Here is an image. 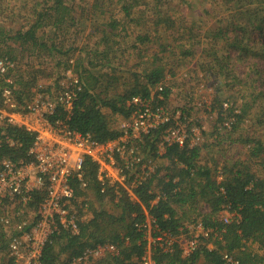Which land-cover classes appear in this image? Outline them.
Segmentation results:
<instances>
[{"label": "trees", "instance_id": "trees-1", "mask_svg": "<svg viewBox=\"0 0 264 264\" xmlns=\"http://www.w3.org/2000/svg\"><path fill=\"white\" fill-rule=\"evenodd\" d=\"M109 1L110 5L103 3L98 6L95 2L89 9L82 7L78 12L74 9L73 3L68 4V0H42L32 7L33 22L28 28L8 32L0 27V59L15 64L14 69L9 70L10 73L13 71L11 73L13 75L19 69L15 58L11 56L12 47L7 45L5 50L1 49L3 42L11 40L21 48V51L33 53L37 57L42 53L47 57H54L57 85L62 77L60 76L62 73L57 71L61 64L57 57H65L63 69L75 71L78 81L76 86L79 89L74 87L76 96L70 110L58 104L54 113L47 119L51 124L56 120L66 122L70 129L89 134L98 142L114 140L121 135L119 130L112 127L111 120L114 118L111 117L113 115L129 117L134 110L133 105L129 104L132 97L140 96L150 101L153 107L168 105L171 87L165 81L167 73L173 77L175 74L172 64H179L180 59L192 56L194 44L200 43L193 35L199 22L185 19L183 9L175 6L176 4L173 6V0L165 2L172 14L176 11L174 15L168 10H160L161 0ZM217 2L215 9L206 11L208 15H214L216 18L213 22L214 27L207 30L202 39L220 41V45L211 43L212 46L207 52L205 49L202 50L205 52L202 57L206 59L205 66L203 64L202 66H208L207 57L210 56L218 65L219 71H222L223 60H231L245 54L247 63L252 67L246 76L251 84L256 85L252 88L251 101L243 105L245 108H241L240 115L236 117L243 119L253 105L258 104L262 111L254 113V120L262 124L264 0H217ZM111 4H114L113 7L119 6L122 18L113 17ZM39 5H42L41 9H37ZM152 6L153 10H148ZM87 25L91 31L85 38V44L75 46L74 41L82 35ZM149 25L151 30H147ZM45 28H49V33H44ZM71 31L74 41L67 38ZM57 37L60 39L56 40ZM154 45H157L159 50L154 53L153 60L148 62L145 54L147 55ZM258 45L260 49L256 50ZM221 46L225 51L223 50L224 55L219 56L218 48ZM169 50L171 53L172 50H176L177 58L169 60L171 66L166 69L164 60L159 55ZM128 51L135 52L136 56L134 69L130 73L133 80L128 87L121 90L122 84H125L121 83L124 80L121 75L125 71L120 66L127 63ZM114 62L117 67L114 66ZM140 66L143 67L137 70ZM36 71L43 76L42 69ZM28 77L26 74L13 83L21 87L17 92V99L18 104L23 106L35 98L33 93L29 92L32 87H36L35 78L26 80ZM226 78L236 79L234 75H228ZM5 84L4 80H0V87ZM159 86L162 87V91L157 90ZM69 87L72 88L71 85ZM59 88L62 89V86ZM37 91L44 93L48 88ZM154 91L155 96H152ZM158 94L164 100L158 98ZM181 112L185 114L184 110ZM160 131L143 136L139 147L143 151L148 150V154H153L166 163L151 172L146 180L137 181L134 188L135 199H131L123 188L115 189L116 184L102 186L97 178V164L89 158L84 160L83 170L87 188H80L78 181L73 179L71 181L75 195L73 202L83 197L85 201L79 204L82 207L84 204L87 205V211H91V218L82 222L77 221V234L59 227L57 233L54 232L43 247L41 264H71L72 259L80 255L85 248L103 244L115 245L118 254L106 255L94 264H141L148 240L144 230L139 229L137 225L146 222L147 214L151 216L159 230L153 233V237L166 232L178 238L187 233L189 230L187 224L191 223H195L194 226L200 224L204 230H208L206 236L198 235L197 246L188 255L182 254L178 240H174L169 249L153 243L150 248L153 264H231L223 259L224 255L231 257L237 262L235 264H264V173L257 175L245 164L226 163L222 167L221 179L218 180L215 168L199 163L201 147L179 146L173 142L165 144L164 150L158 153ZM5 134L14 141L13 146L5 142ZM34 139L35 133L24 128L0 126V163L6 160L30 161L29 150ZM244 142L251 146L249 159L262 160L264 172L263 143L251 139ZM150 158L153 159L152 156ZM30 195L31 199L25 207V213L17 217L18 221L30 214L26 212L28 209L34 211L44 198L43 192H34ZM91 197L100 207L94 208L91 205ZM200 199L206 204L207 212L198 211L199 208L196 206ZM105 200L112 204V212L105 208ZM186 206L189 208L188 211L183 210ZM179 209L182 210L180 216L177 215ZM224 209L231 214L228 222L219 218L220 212ZM14 213L10 212L9 217ZM191 214L194 218L182 224L181 220L191 217ZM197 218H201L200 223ZM193 231L194 227L192 233ZM251 244H256L261 253L251 249ZM6 246L7 240L0 231V251L5 250Z\"/></svg>", "mask_w": 264, "mask_h": 264}, {"label": "built area", "instance_id": "built-area-1", "mask_svg": "<svg viewBox=\"0 0 264 264\" xmlns=\"http://www.w3.org/2000/svg\"><path fill=\"white\" fill-rule=\"evenodd\" d=\"M14 67L13 62L0 59V80L6 83L0 87V126L12 125L24 128L28 132L35 133V139L29 150L30 161L6 160L0 163V213H2L0 231L7 240L6 249L0 251V258L1 256L6 258L7 264H41L43 247L53 233H57L59 227L77 234V221L82 222L91 217L87 205L84 204L82 207L79 204L85 201L83 197L73 202L75 195L71 185V181L76 179L80 188H87L83 170L86 158L97 164V178L102 186L116 184L115 186L118 187L119 182L113 180L117 178L113 172L121 173V179L124 180L123 177L131 172L134 166H132L133 161L127 160L122 167H119L113 161V157H116V160L124 159L127 150L133 154L135 148L142 142L143 136L159 130L161 131L157 142L158 153L164 150L165 144L173 142L179 146L191 147L199 138L195 134L198 129L191 128L189 133L182 128L181 121L185 115L181 110L172 109L169 105L153 107L150 101L134 96L129 103L133 105L134 110L125 118V122H122L121 135L114 140L98 142L89 134L70 129L66 122L56 120L51 124L47 119L54 113L58 104L64 106L66 110L71 109L76 96L75 89H79L76 86L77 78H73L55 96L35 97L23 106L18 104L19 90L13 85L14 81L10 75L13 71L9 72ZM157 90L162 91V87L159 86ZM156 91L151 95L155 96ZM157 97L163 99L160 94ZM190 134L195 139L190 138ZM4 139L10 146L15 144L6 134ZM148 159V162L144 158L139 162L142 172L146 173L145 176L154 171L153 160ZM137 181L138 178L135 179V182ZM34 192L44 193L42 202L34 211L28 209L26 212L30 214L18 221L17 217L25 213V207L31 199L30 194ZM128 195L133 196L131 193ZM10 212H15L10 216L12 219L9 217ZM229 217L224 221L228 222ZM137 227L144 230L146 239L147 232L152 230L150 237L156 239L150 241L148 237L147 250L141 258V264H153L150 255L152 244L169 249L173 244V237L166 232L153 237V233L159 230L151 217H146V222ZM194 228L195 235L191 238L190 244L181 247L183 255H188L194 250L199 234L207 235L208 230H204L201 225L196 224ZM117 254L118 248L113 244L97 245L85 248L80 255L72 259L71 264H91L92 261L106 255ZM223 259L231 264L237 263L227 255H224Z\"/></svg>", "mask_w": 264, "mask_h": 264}, {"label": "rangeland", "instance_id": "rangeland-1", "mask_svg": "<svg viewBox=\"0 0 264 264\" xmlns=\"http://www.w3.org/2000/svg\"><path fill=\"white\" fill-rule=\"evenodd\" d=\"M38 2H42V0H0V27H2L4 31L8 32L17 31L20 28H28V25L33 22L32 7L38 4ZM95 2H97L98 6L101 4L103 5V3L110 5L109 0H68V4L73 3L74 9L78 12H80L82 7L89 9ZM174 4H176L175 6H179V8L183 9L182 13L185 19H188V21L196 20L199 22L193 31V35L200 43H198V45H196L197 43L194 44L195 48L192 56H189L186 59H180L179 57L181 62H179V64H172L175 74H173V77H171L172 75L170 76L168 73L166 75V84L171 87V92L167 99L169 107L185 111V118L181 121V125H183L182 128L185 129V131L190 133L191 128L198 129L195 131V134H197L199 138L198 140H195L196 143H194L193 146L201 147L199 163L210 168H215L218 180L221 179L222 167L226 163L228 165L235 162L245 164L253 173L261 175L264 173L261 163L262 160L249 159V149L251 146L249 147L248 143L244 142L248 139L260 140V142L264 145V122L261 124L260 122H256L254 120V113L260 112L261 109L258 108V104H254L252 109L249 110L248 114L244 116L243 119H237L236 117V115H240L241 108H245L243 105H245L246 102L251 101V95H253L252 88L256 85L251 84V82L248 81V76H246V73L249 72L250 68H252L251 65L247 63L246 55L241 54L236 58H231V60H223V70L219 71L218 65H216V62L211 60L209 56L210 54H208V66L203 67L202 64L205 66L206 59L202 56L205 52H207L212 44H218V46L220 45V41L208 40L206 38V40L202 39L205 37L207 30H211L214 27L213 22L216 18L214 15H208L206 11L215 9L218 2L217 0H214L213 2L209 0H173L172 5L174 6ZM111 6V13L113 14V17L118 19L122 18L119 6L116 5V7H113L114 4H111ZM41 7L42 5H39L37 9H41ZM111 8H109V10ZM148 10H153V6ZM160 10H168V12H170L169 5L165 2V0H161ZM171 10H173V7ZM174 13L171 14L174 15ZM150 28L151 25L148 26L147 30H151ZM90 31V26L87 25L82 32V35L77 37L75 41L73 40L74 35L72 31L67 35V38L73 40L75 46L80 47L85 44V38L89 35ZM159 31L157 34H159ZM44 33H49V28H45ZM151 34L153 35V33ZM59 37H57L56 40L60 39ZM168 41L170 40H167V42ZM7 45L12 47L11 56L15 58L16 66H18L19 69L16 70V74H11L13 81L16 82L19 78L24 77L26 74L29 76L26 80L34 77L36 87H32L29 92H32L36 98L39 96L53 97L61 90V88H59L60 86L65 87L73 78H77L73 69L64 71L65 57L56 56L61 60V64L57 71L62 73H59L62 77L57 85L55 84L57 73L55 67L56 62L53 60L54 57L52 58L51 56L47 57L46 55H42L44 53L39 55V57L33 53H25L23 50L21 51V48H19L18 45L14 44L11 40L3 42L1 49L5 50ZM158 48L159 47L157 45H154L149 49L147 55L145 54V58H148V62L153 60V55L158 52ZM221 48L222 46L218 48V50L220 49L221 51L218 52L219 56H222L221 54L224 55V49ZM255 49H260V45H258ZM175 51L172 50L171 53V50H169L165 53H160L159 56L163 58L166 69L171 66L169 60L177 58V53ZM126 58L127 63L120 66V68L125 71L121 75L122 78H124L121 83H125L124 85L122 84L121 90L128 87L133 80L131 79L130 73L131 70L134 69L136 63L135 52L128 51ZM72 61L73 60L71 59L70 62ZM167 61L168 63L166 64ZM113 64L115 67L118 66L115 62ZM142 67L143 66L138 67L137 70ZM41 69L44 71L43 76L40 72L36 71ZM228 75H234L236 79H227L226 77ZM15 86L18 90L21 88L19 87V84H15ZM44 88H48V91L44 93L37 91V89L41 90ZM24 97H26V95H24ZM225 104L228 106L224 107ZM111 118H114L111 120L112 127L120 131L123 125L122 122H125V118L119 115H113ZM231 122L232 124L234 122L236 123L234 126L232 124L230 126ZM158 136H160V132ZM189 137L192 138L194 136L190 134ZM147 151L148 150L143 151L141 147L137 146L133 154H130L129 150H127L124 159L119 158V160H116V157H113V161L119 167H122L127 160L133 161L132 166H134V169L123 177L124 180L121 179V173L117 174L116 172H113L117 177L113 178V180L119 182L117 183L119 186L126 190V192L133 195L131 196V199H134L135 197L133 192L137 184L135 179L138 178L139 181H144L148 177L145 176L146 173L142 172V169L139 166L140 160L144 158V160L148 162V158L152 156L153 159H151L153 160L154 170L162 167V164L166 163V161L159 159L153 154H148ZM262 157L264 158V156ZM119 186L115 187V189H118ZM91 199V205L94 208L100 207L93 197H91ZM104 202L105 208L112 212V204L108 200H105ZM196 207L199 208V212L208 211L206 204L201 199L198 200ZM188 209V206L183 208V210L186 211H188ZM8 210L12 211L11 208H8ZM181 213L182 210L179 209L177 211V215L180 216ZM229 215L231 214L228 210L224 209L220 212L219 218L224 221V219L229 217ZM89 216H91V211H89ZM190 216L191 217H188L185 220L182 219V224H186L190 219L194 218L193 214ZM147 217L151 216L147 214ZM90 218L91 217H89V219ZM200 219L201 218H197L198 222ZM194 224H187L189 229L187 230V233L179 236L178 238L173 237L172 240H178L180 247H186L189 245L192 240L191 238L195 235V233H192ZM151 234L152 230L151 232H147V239H149L148 237H150ZM149 240L153 241L156 239L150 237ZM209 246H211V244ZM250 248L254 251H259L256 244H251ZM259 253H261V251H259ZM3 259L4 257L1 256L0 264H5V260ZM97 260L92 261L91 264H94Z\"/></svg>", "mask_w": 264, "mask_h": 264}, {"label": "crops", "instance_id": "crops-1", "mask_svg": "<svg viewBox=\"0 0 264 264\" xmlns=\"http://www.w3.org/2000/svg\"><path fill=\"white\" fill-rule=\"evenodd\" d=\"M3 260H5V264L7 263V259L6 258H4Z\"/></svg>", "mask_w": 264, "mask_h": 264}, {"label": "clouds", "instance_id": "clouds-1", "mask_svg": "<svg viewBox=\"0 0 264 264\" xmlns=\"http://www.w3.org/2000/svg\"><path fill=\"white\" fill-rule=\"evenodd\" d=\"M232 122L230 123V126H231ZM136 198V197H135Z\"/></svg>", "mask_w": 264, "mask_h": 264}]
</instances>
